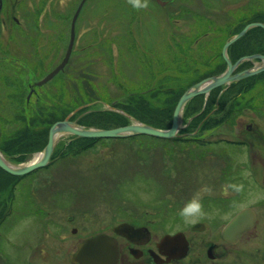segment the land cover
<instances>
[{
	"label": "rangeland",
	"instance_id": "1",
	"mask_svg": "<svg viewBox=\"0 0 264 264\" xmlns=\"http://www.w3.org/2000/svg\"><path fill=\"white\" fill-rule=\"evenodd\" d=\"M18 1H22V9L15 16L22 25H33L36 19L37 26H46L47 17L54 20L52 12L62 14L68 17L64 23L67 36L69 22L81 0ZM158 1H167L168 5L160 6L155 0H86L76 22V46L66 68L69 81L59 79V73L45 85L33 87L43 78L39 74L38 80L27 83L37 93L31 96L29 105L25 104L26 90L10 94L6 88L12 84H0V148L6 158L23 155V164L31 160L40 152L33 150L39 123L52 117L65 119L80 107L70 120L84 127L115 129L130 125L131 119L144 124L172 122L175 107L169 117L164 112L172 108L176 98L178 102L193 79L208 72L200 68L207 66L202 61L209 60L211 65L221 62L227 40L249 23H264V0ZM9 32H2V41ZM260 33L264 29H249L234 42L235 50L253 52L258 48ZM228 50V58L236 62L238 58L231 57L236 55L235 50L231 55ZM172 59L179 60L181 69H170ZM193 67H198L195 72L190 71ZM241 67L248 69L251 64ZM239 82L231 83L227 96L218 104L219 110L222 106L234 107L231 115L238 125H224L219 119L213 131L199 133L201 139L221 141L207 149L212 155L207 160L212 165L179 152L176 141L146 135L98 140L67 136L56 145L54 164L22 176L0 172V211L7 215L0 226V236L14 226L9 236L0 240L1 250L20 251L16 264H23L27 242L39 241L38 227L45 225L48 215L53 218L54 211L57 217L59 211V218L68 219L66 213L80 206L96 209L90 214L97 215L92 217L102 224L115 206L120 213L132 207L143 217L153 214L151 217L164 223L169 232L214 215L217 206L209 202H234L239 207L254 201L264 203L262 179L259 186L262 169L256 164L259 155L264 156V146L250 141L239 150L238 144L226 142L236 141L245 125L254 127L257 120L264 134V89H254L239 98L244 90ZM169 89L173 93L169 94ZM193 106L190 101L185 112L188 114ZM245 108L251 113L244 112ZM216 117H220L218 113ZM47 138L48 135L45 141ZM223 165L224 182L220 173ZM162 167L163 174L159 176ZM201 197H207L202 201L207 205L198 202ZM191 201L200 204L201 213L186 222L179 213ZM262 213L264 218V209ZM13 240L15 245L11 244Z\"/></svg>",
	"mask_w": 264,
	"mask_h": 264
},
{
	"label": "flooded vegetation",
	"instance_id": "2",
	"mask_svg": "<svg viewBox=\"0 0 264 264\" xmlns=\"http://www.w3.org/2000/svg\"><path fill=\"white\" fill-rule=\"evenodd\" d=\"M159 3L160 6L164 7L168 5L167 1H161ZM20 9H22V1L0 0V84H3L2 87H5V84H12L9 86L12 89L6 86L7 93L10 94H14L17 91L21 92V90H26L27 96L25 104L29 105L31 96L36 97L37 93L31 85L28 87L27 83L35 82L38 80L37 78L40 75L45 77L62 62L69 44L71 20L67 28V36H65L66 27L64 26V23L66 22L67 24V16L62 14H59L58 16L52 12L51 14L54 17V20L52 21L47 17V24L46 22L44 23L46 26H37L36 19H33V25L26 26L22 25V22L19 21L15 16L17 11ZM80 14L81 10L74 23V40L68 61L63 67L62 71H59L53 78L58 77L60 75L59 73H62V75L59 76V79L62 81H69V75L66 73V68L72 59L73 51L76 46L78 35V26L76 25V22ZM6 29H9L10 32L9 34L6 33V40L2 41L1 34ZM195 41L197 42V39ZM62 46H64V52H61ZM255 54L264 56L262 53ZM162 61H165V59H162ZM170 61V69L173 70L174 67L179 68L178 59H172ZM202 62H204V64L207 66L202 67L200 65V68L204 72L206 70L208 72L193 79L192 83H190L185 88V90L206 78L221 74L226 69L225 64L224 70L216 74L215 72L218 71L220 61L215 65H211L212 63H210L209 60H204ZM250 62L252 67L253 64L258 63L259 60H253ZM242 63H240L238 67ZM197 68L198 67H193L190 69V71L193 69L195 72ZM204 68L206 69L204 70ZM236 69L234 74L246 70L243 69L236 71ZM251 77H253L254 80L249 86H246L243 83L244 80H247V78L240 80V82L243 83L244 90L243 92H240L239 98L240 96L242 97L246 94H251L254 89H264V71ZM230 85L228 87L221 86L219 88L213 89L207 96L198 95L191 98L183 108L179 127L175 137L171 139L160 138L158 140L176 141L178 142L177 144L179 152H183L192 157L201 158V161L207 163L210 162L209 164L212 165L213 162H208L207 160L212 156L210 153H208L209 151L207 149L212 148L213 143L218 144L221 141H213L208 138L201 139V137H199V133H201L203 130L213 131L215 125L218 127V122L215 121H219V119L225 123L224 125H238V123H236V118H233L231 115V112L234 111V107H221L220 110H222V112L220 113H222V115L220 117H216L217 113L219 112V100L227 96ZM31 89L33 90L30 93ZM11 90L12 92H10ZM172 91V89H169L167 92L171 94L173 93ZM190 101L193 102L194 106L187 114L185 111L188 109L187 105ZM249 104L251 105L253 103L250 102ZM170 111V109H167L164 114L168 116ZM244 112L251 113V109L245 108ZM237 115L238 113L236 116ZM255 117L257 119V116ZM146 124L159 130H168L171 128L172 122L162 125L161 123L154 124L150 122ZM253 125L254 127L250 126L249 124L245 125V129H243L239 135H236V141H222L238 144L240 146L238 147L239 150L244 146L245 143H249L250 141L264 146V134L262 133L261 125H259L258 120L257 123ZM37 128L41 130L43 126L39 125L36 127V129ZM212 134L213 132L209 136ZM62 138H60L59 141ZM56 147L57 146H55L53 153L55 152ZM0 153L8 162L18 166L26 165L36 157L35 154L31 160L23 164L21 163L22 158H24L23 155L14 156L13 158L8 159L5 157L6 154L1 150V148ZM52 155L48 164L44 166L45 168L51 163L54 164L56 162V160H53ZM263 159L264 156L259 155V160L256 161V164L262 169V177L259 180V186L262 184L264 189V184L261 182V179L264 181ZM41 168L36 170L39 171ZM0 172L7 176H15L3 171L1 168ZM220 173L221 180L224 182V177L226 174V171H224V165L220 170ZM159 174V176L163 174V167ZM206 199L207 197H201L200 201L198 202L201 205H207L208 203L202 202ZM209 203L217 206L215 209L216 213L214 214L216 216L212 215V217L211 215H208L205 217V219L203 218V220L185 223L181 227L176 226L178 229L174 231L169 230V232L166 230L164 223L151 217L153 214H150V217L148 215L143 217L140 212H137V209L132 207L128 208V210H126L127 212L120 213L117 206H115L111 209L107 220L104 221L105 224H102L101 220H97V218H95L97 215L90 214L92 210L96 211V209L93 208H85V206L81 208L80 206L78 210L72 209L70 211H72L71 213L73 215L70 212L66 213L67 216L69 214L68 219L64 217L59 218V211H56L57 217H55L53 211V218H50L48 215L45 225L38 227L40 231L39 241H37L36 244L34 242H27L25 252L23 253L24 257L22 259V263L264 264V218L261 217L263 216L262 211L264 209V203L261 201H254L253 203L243 205L242 207H239V203L236 204L234 202ZM245 209H250V211H252L254 214V218L251 221H247L246 229H244L243 232L238 236L222 237L221 233L228 226L230 220L238 212ZM134 211L136 213H134ZM232 211L234 212L226 217ZM76 212L81 215L78 217ZM6 216H3L2 212L0 211V226L2 223L6 222ZM81 216H87V218H80ZM36 224L37 223H35L33 226L35 227ZM103 225L105 227H103ZM12 229L8 230L7 228L4 234L0 236V240L8 237L9 231L11 233ZM174 235H177L176 241L174 243H164L163 239L166 236ZM98 237H103L104 241L103 244L99 246L97 251H80V246L83 243ZM11 244L15 245L16 243L13 240ZM12 253L13 252L1 250L0 248V264H16L18 257L20 258L22 253L17 250L13 254Z\"/></svg>",
	"mask_w": 264,
	"mask_h": 264
},
{
	"label": "water",
	"instance_id": "3",
	"mask_svg": "<svg viewBox=\"0 0 264 264\" xmlns=\"http://www.w3.org/2000/svg\"><path fill=\"white\" fill-rule=\"evenodd\" d=\"M86 0H81L77 9L75 10L71 23H70V39L69 44L66 50V53L64 55V58L62 62L49 74H47L45 77H43L41 80L35 82L33 84V87H41L45 85L47 82H49L59 71H62L63 67L68 61V58L70 56L72 46H73V40H74V23L75 20L84 5ZM159 2L158 0H156ZM252 28H262L264 29V23L260 22H252L247 24L240 32L233 35L229 40H227L221 50V56L226 64V69L224 72H222L219 75H215L209 78H206L190 88H188L179 98L172 116V124L171 128L168 130H159L156 128H153L147 124L137 122L133 119H131V124L115 128V129H97L94 127H84L79 125L77 122L70 120V117L82 107L74 110L71 114H69L65 119L62 121H57L51 125V127L48 130V138L46 145L44 148L36 154V157L29 163L23 166L14 165L10 162H8L4 156L0 153V168L15 176L24 175L26 173H29L31 171H34L38 168L44 167L48 164L50 157L53 153V150L62 137L67 136H73L76 138H95V139H120V138H128L133 137L137 135H146L151 136L155 138H161V139H171L174 138L176 135V132L179 127L181 113L183 111L184 106L187 104V102L198 95H205L207 96L209 92L213 89L219 88L221 86H229L231 83L238 82L242 79L254 76L260 72L264 71V56L262 55H248L243 56L239 58L235 63H231L227 56V49L228 47L240 39L242 36H244L249 29ZM253 60H259L258 63H254L252 67L243 70L239 73H235V69L238 67V65L244 61H253ZM33 89L30 90V93ZM30 95V94H29ZM254 218V214L250 209H245L240 212H238L228 223V226L223 230L222 237L227 236H238L240 235L244 229L247 227V221L252 220ZM120 229V228H119ZM177 235L174 236H166L163 241L164 243H174L176 241ZM104 238L98 237L92 240H88L85 243H83L80 246V251H97L99 246L103 244ZM116 256V252H115Z\"/></svg>",
	"mask_w": 264,
	"mask_h": 264
},
{
	"label": "trees",
	"instance_id": "4",
	"mask_svg": "<svg viewBox=\"0 0 264 264\" xmlns=\"http://www.w3.org/2000/svg\"><path fill=\"white\" fill-rule=\"evenodd\" d=\"M253 29V28H252ZM254 29H259V30H263L262 28H254ZM233 32L235 33V32H238L237 30H233ZM232 32V33H233ZM246 35V34H245ZM244 35V36H245ZM243 36V37H244ZM257 41H258V48L257 49H255L253 52H250V53H244V49H242V50H240L239 48L237 49V50H235V44H237V42L236 43H233L230 47H228L229 49L233 46V49H230V50H228V52L230 51V55H231V53H232V51L233 50H235V52H236V55L235 56H232L231 55V57H236V58H240V57H242V56H245V55H250V54H255V53H262V54H264V33H260L258 36H257ZM243 45V44H242ZM231 62L233 63V62H235L234 60H232V58H231ZM248 63H250L251 64V62L250 61H248V62H243L238 68H237V71H240V70H243V69H246V68H242L241 66H243L244 64H248ZM224 68H225V64H224V62H223V60L221 59V62H220V66L218 67V71H216L215 73L217 74V73H220V72H222L223 70H224ZM253 80H254V78L253 77H251V78H249V79H247V80H244V84L246 85V86H249V85H251L252 83H253ZM239 83H241V82H239ZM243 83H242V89H244L243 88ZM233 84H235V83H233ZM231 86V85H230ZM178 98H179V96H178ZM176 102H177V98L174 100V102H173V106H172V108L170 109L171 111H170V113H169V115L171 116V112H172V109H173V107H174V105L176 104ZM223 107V106H222ZM230 107H232V106H230ZM225 108V107H224ZM220 112H222V110H219V112H218V116H221L222 115V113H220ZM50 113H52V112H50ZM50 113H47L46 115H51ZM231 113H233V111L231 112ZM37 115V118H40L41 117V115H42V113H40V114H36ZM53 116V115H52ZM51 116V117H52ZM169 117V116H168ZM52 119V121H49V120H51ZM61 120H63V119H61V118H57V119H54L53 117L52 118H50V119H46V121L45 122H42V123H39L40 125H42L43 126V128L42 129H44V130H40V129H36V131H37V133H38V135H37V139L38 140H36V145L33 147V150H37V151H39V150H41L43 147H44V145H45V143H46V141H45V139H46V137H47V131H48V128L54 123V122H57V121H61ZM49 121V122H48ZM148 123V122H147ZM38 125V124H37ZM39 126V125H38ZM37 126V127H38ZM73 139H75V140H83L84 138H73ZM72 139V140H73ZM42 140V142H41V144H38L40 141ZM94 140H98V139H94ZM45 142V143H44ZM84 149V148H83ZM52 158H54L53 157V155H52Z\"/></svg>",
	"mask_w": 264,
	"mask_h": 264
},
{
	"label": "clouds",
	"instance_id": "5",
	"mask_svg": "<svg viewBox=\"0 0 264 264\" xmlns=\"http://www.w3.org/2000/svg\"><path fill=\"white\" fill-rule=\"evenodd\" d=\"M145 7L147 6L145 2ZM201 213V206L196 201H191L185 205V207L180 211L179 215L188 221L190 217L196 216Z\"/></svg>",
	"mask_w": 264,
	"mask_h": 264
}]
</instances>
